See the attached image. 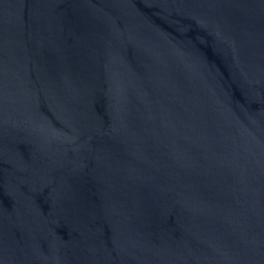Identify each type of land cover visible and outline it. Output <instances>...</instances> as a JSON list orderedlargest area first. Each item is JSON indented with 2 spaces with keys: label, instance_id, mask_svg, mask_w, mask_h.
I'll use <instances>...</instances> for the list:
<instances>
[{
  "label": "water",
  "instance_id": "1",
  "mask_svg": "<svg viewBox=\"0 0 264 264\" xmlns=\"http://www.w3.org/2000/svg\"><path fill=\"white\" fill-rule=\"evenodd\" d=\"M0 264H264V0H0Z\"/></svg>",
  "mask_w": 264,
  "mask_h": 264
}]
</instances>
